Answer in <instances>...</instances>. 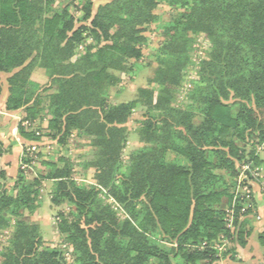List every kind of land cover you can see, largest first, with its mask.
I'll use <instances>...</instances> for the list:
<instances>
[{"label":"trees","instance_id":"16d2710c","mask_svg":"<svg viewBox=\"0 0 264 264\" xmlns=\"http://www.w3.org/2000/svg\"><path fill=\"white\" fill-rule=\"evenodd\" d=\"M93 1L105 3L94 10ZM78 2L80 18L69 5L54 11L55 0H0L5 110L20 112L19 137L26 141L65 146L72 135L87 140L95 184L77 185L67 160L62 168L48 164L43 180L54 185L50 202L68 209L56 222L64 250L44 248L38 225L25 217L40 206V180H26L19 169L8 191L0 168V232L11 228L0 264L234 260L247 246L251 223L260 220L239 184L252 178L264 188V0ZM160 5L176 14L161 23L157 67L134 100L112 104L109 92L120 75L139 69L144 31L160 21ZM198 35L208 42L207 56L195 69L187 103L178 108L173 92L191 66V37ZM36 70L49 79L46 87L31 80ZM139 108L135 132L142 146L124 159L126 125ZM40 115L46 121L41 136L30 130L43 121ZM5 153L0 143V157ZM241 173L246 180L239 183ZM256 241L264 247V224Z\"/></svg>","mask_w":264,"mask_h":264},{"label":"rangeland","instance_id":"374dc122","mask_svg":"<svg viewBox=\"0 0 264 264\" xmlns=\"http://www.w3.org/2000/svg\"><path fill=\"white\" fill-rule=\"evenodd\" d=\"M103 1H93V9L97 7L99 4H104ZM69 5L70 13H72L76 18H80L82 13L79 11L80 3L78 0H55L53 5L54 11L62 9V7ZM160 21L156 24L148 25L145 28L144 36L146 41L141 45V53L142 59L139 61V69L136 70L135 73L130 72L127 75L121 74L120 81L118 86L112 88L109 92V101L110 103L118 104L121 102H129L136 98L137 90L140 88H146L147 81L152 77V73L154 69L157 67L155 63V51L157 46L163 41L164 36L161 31V23H168L175 16L176 11L172 8H168L167 6L160 5L155 10ZM91 40L88 39L85 41V45L91 44ZM207 48L208 42L204 38L203 35L192 36L191 43L189 46L190 53V62L191 66L185 71L184 79L179 87L173 92L174 93V102L173 105L178 108H182L185 103H187L188 95L192 92L194 88V81L197 79V75H195V69L198 67L200 61H202L207 56ZM83 51V46L79 47L77 53H81ZM33 82L38 84L41 88L46 87L49 79L46 77L44 71L36 70L32 73V77H30ZM5 87V76L0 77V89ZM140 108L133 112V115L130 118L129 123H127L126 128L128 130L127 137V145L123 152V158L126 159L131 152L137 150L142 146L140 141L138 140V136L135 132V129L139 126L138 121L141 120V116L143 114ZM39 118H42L43 121L40 124H36L33 131H36L40 136L43 134V131L46 127L45 117L40 115ZM6 122H2L0 124V132H4L6 134L5 139L8 143V168L6 170V179L4 181L5 187L8 191L12 187L16 176L18 174L19 169L24 170V175L26 180L32 181L35 178L40 180V188H39V201L40 206L38 210L34 214L29 215L27 212L25 213V217L31 223L37 224L40 229V233L44 240V248H58L62 249V240L63 236H61L56 228L57 222V214L59 212L67 211L68 207L60 206L56 207L51 204L50 197L51 192L53 190V183L48 180H43L44 175L50 170L48 164H52L55 167L62 168L63 164L61 160L69 161L71 164V178L76 182L77 185L88 188L89 186H93V175L94 169L90 166L91 162L94 158V151L91 148L89 142L85 139L78 138L76 135H72L68 138L65 146H60L56 141H43V142H35V141H26L24 139L19 140V132L18 127L15 121H10L6 118ZM14 122V123H13ZM20 123V119L18 121ZM39 130V131H37ZM30 132V131H29ZM14 137L19 140L22 146L18 147L14 141ZM16 148V149H14ZM14 149V152H13ZM29 158L31 161L29 164L23 163L22 159ZM54 170H51L53 173ZM255 178V177H254ZM241 180H246V176L242 173L239 176V183ZM240 186L241 183L239 184ZM238 190L242 192L241 195H244L248 200H252L255 203V207L257 205V209L255 208L256 215L259 216L261 220V216L259 214H264V188H262L261 184L255 179H248L247 185L244 187H240ZM244 192H243V191ZM105 203L112 204L114 206V210L119 218L124 219L125 214L119 208L118 205L112 203L111 199H105ZM259 207V208H258ZM248 219H251L249 216ZM260 220L254 221L255 223H259ZM232 225V229H233ZM11 233V228L5 229L0 232V247H6L9 241V235ZM252 246V250L250 246L246 247L245 250H240L236 256H234V260L230 258L228 255L225 259L229 264H260L264 262L263 253H257L255 251L256 248H259L256 244L255 240H247V243ZM264 249V247H262ZM259 250V249H258ZM238 251V250H237ZM259 255V256H258ZM253 256H257L259 260L257 261ZM65 257L67 260H71L69 251L65 250Z\"/></svg>","mask_w":264,"mask_h":264},{"label":"crops","instance_id":"0c3cea01","mask_svg":"<svg viewBox=\"0 0 264 264\" xmlns=\"http://www.w3.org/2000/svg\"><path fill=\"white\" fill-rule=\"evenodd\" d=\"M32 77V75H31ZM33 81V80H32ZM8 96V91H7V87H6V84H5V87H2L0 89V124H3L4 123H7L6 122V118H8L10 121H15L16 122V125L18 127L19 125V119H20V112L17 111V112H11V111H7L5 110V102L7 101L6 98ZM14 123V122H13ZM1 131V130H0ZM6 134L4 132H0V143L2 144L3 146V149L6 151V153L4 155H2L0 157V168L6 172L7 168H8V143H7V140L5 139ZM21 138L19 137V140ZM19 140L17 138L14 137V143H16L15 146H17L18 144V147L19 146H22L21 143H19ZM22 140V139H21ZM16 149V148H14ZM14 149H13V152H14ZM257 207V205H256ZM259 208V207H258ZM257 209V208H256ZM262 218L260 220L259 223H255L254 221L251 223L252 224V233L250 234V236L248 237V241L249 240H255L256 244L258 245L257 241H256V234L261 230L263 224H264V214H259ZM247 246V249L248 247L250 246L251 248L249 249L250 251L252 250V246L248 244H246ZM245 247V249H246ZM259 248H256L255 251L257 253H263L264 249L262 248V246L258 245ZM244 248H239L237 253L240 251V250H245ZM259 249V250H258ZM261 253V254H262ZM259 256V255H258ZM264 254H262L261 257H263ZM257 256H253V258H255L257 261L259 260L258 258H256ZM218 264H229V262L227 263V260L226 259H223V260H220L218 262ZM260 264H264V262H261Z\"/></svg>","mask_w":264,"mask_h":264},{"label":"built area","instance_id":"2783aa9c","mask_svg":"<svg viewBox=\"0 0 264 264\" xmlns=\"http://www.w3.org/2000/svg\"><path fill=\"white\" fill-rule=\"evenodd\" d=\"M24 126H30V123L29 122H23L22 123ZM229 224H230V228H232V224H231V219H229ZM223 244L219 247V249L221 250L223 247H225L224 245H225V243H226V241L224 240L223 242H222Z\"/></svg>","mask_w":264,"mask_h":264}]
</instances>
